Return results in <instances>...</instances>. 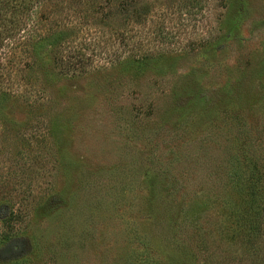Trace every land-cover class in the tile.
<instances>
[{"label": "rangeland", "instance_id": "obj_1", "mask_svg": "<svg viewBox=\"0 0 264 264\" xmlns=\"http://www.w3.org/2000/svg\"><path fill=\"white\" fill-rule=\"evenodd\" d=\"M69 1L53 19L85 58L42 80L23 47L0 110V264H264V0Z\"/></svg>", "mask_w": 264, "mask_h": 264}, {"label": "trees", "instance_id": "obj_2", "mask_svg": "<svg viewBox=\"0 0 264 264\" xmlns=\"http://www.w3.org/2000/svg\"><path fill=\"white\" fill-rule=\"evenodd\" d=\"M67 1L70 2L69 0ZM111 1L102 0L100 2V0H92L94 5H97L102 10ZM137 2L138 0H122L119 4L120 7H118L125 11ZM195 2L197 3L198 0H188L185 5L195 7ZM60 3L67 5L66 0H0V110L12 98L17 97V95H13V91L10 88L11 81L13 80L12 77L16 76L17 70L20 67L16 63L17 60H20L17 58L18 51H21L23 47L27 46L28 49L32 50L30 52L24 48V51L29 54L26 58L30 60L25 62V67L27 68L25 71L36 74L42 80L47 77H57L73 73L75 71L73 68H76L75 63L78 61L77 58L84 57V53L79 50L75 56V62L74 57L71 58L67 54V49L70 48L72 40L69 39V36L67 37V31L65 32L60 29L62 25L60 23L61 20H54V16L62 13L68 6H65L63 9L62 7L56 9ZM131 12L125 11L126 14H131ZM146 12L145 7H142L141 13L145 14ZM83 19H87V15H84ZM44 41H47L46 47H43L42 42ZM42 55L47 56V62L43 61L40 64ZM8 76L10 77L8 78ZM254 179L252 174L250 176L238 173V171L232 172L231 177L229 176V180L233 182V186L235 187L234 196L236 198L230 214L238 217V219H235L238 225L236 227H238L239 233L244 231L243 235L239 236L245 238L248 243H251L250 240L252 238L258 237L257 235L261 227L259 220L261 210L257 201L259 197L258 191L255 193L254 190L249 192L245 190L248 187L249 189L253 188ZM259 193L263 194L262 191ZM241 201L243 202L240 206ZM164 223L167 225L171 222L167 220ZM236 227L232 232L235 233L237 231ZM200 229L201 227L197 230L199 231ZM155 254H160V252L157 250L151 251L154 260L156 258ZM252 258H254L252 261H255L257 264L258 260L256 261L255 257Z\"/></svg>", "mask_w": 264, "mask_h": 264}]
</instances>
